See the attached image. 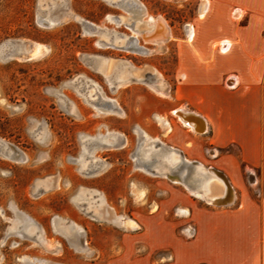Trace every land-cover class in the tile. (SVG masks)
Here are the masks:
<instances>
[{
  "label": "rangeland",
  "instance_id": "rangeland-1",
  "mask_svg": "<svg viewBox=\"0 0 264 264\" xmlns=\"http://www.w3.org/2000/svg\"><path fill=\"white\" fill-rule=\"evenodd\" d=\"M199 1L0 0V50L10 52L12 40L48 48L41 57L0 58V138L27 156L13 159L0 145V264H106L122 234L140 230L143 213L157 208L166 176L148 173L136 154L143 122L155 120L148 107L176 82L175 38L193 33ZM40 13L69 17L47 27ZM148 16H163L170 35L160 45L136 36L150 49L143 53L127 38ZM108 133L112 145L96 142ZM30 219L35 227L20 231L17 222ZM65 221L79 230L63 232Z\"/></svg>",
  "mask_w": 264,
  "mask_h": 264
},
{
  "label": "crops",
  "instance_id": "crops-1",
  "mask_svg": "<svg viewBox=\"0 0 264 264\" xmlns=\"http://www.w3.org/2000/svg\"><path fill=\"white\" fill-rule=\"evenodd\" d=\"M196 9L193 33L175 38L176 82L148 107L155 120L143 122L136 154L148 173L166 176L163 193L157 208L143 213L141 229L122 234L106 264H264V0H200ZM97 138L113 144V133ZM181 159L198 164L182 167ZM185 169V177L176 174L181 181L170 176ZM211 169L227 178L231 201L215 204L188 188L200 187L198 172L209 177ZM215 181L204 179L202 188ZM36 222L17 223L23 231ZM60 227L79 230L69 221Z\"/></svg>",
  "mask_w": 264,
  "mask_h": 264
},
{
  "label": "bare ground",
  "instance_id": "bare-ground-1",
  "mask_svg": "<svg viewBox=\"0 0 264 264\" xmlns=\"http://www.w3.org/2000/svg\"><path fill=\"white\" fill-rule=\"evenodd\" d=\"M134 1L137 2V0H134ZM58 13H56L57 15L56 14H52V15L46 14L45 15V14L40 13L39 23L43 26L52 27V26L60 23L64 18L69 17L68 14L62 15V14H58ZM142 21L147 26H144V28L139 29V30L133 28V30L135 31V36H131L130 38H127V39L132 41L131 47H134V49H136L140 52L146 53V52H150V49L144 45L142 46V45L137 43V37L140 34L143 36V38L147 42L157 43L158 45H160L164 41H166V39L169 37L170 33H169V26H168V24H167V22L163 16H157V17L148 16L147 18H145ZM95 29H96L95 31L101 30L98 28H95ZM122 38H123V36H122ZM128 40L124 44H120L121 47H126L125 44H127ZM24 44L25 43H23L22 41L18 42V43L13 42L14 48H12L10 52H6L8 49L7 50H5V49L0 50V52H1L0 58L18 57L20 59H26V58H30V57H33V58L34 57H41V56L45 55L48 51V48H45L39 44H33L29 48L25 49ZM127 47L130 48V46H127ZM6 48H7V46H6ZM130 49H133V48H130ZM110 67H111V63L109 64V68ZM119 79L120 80L117 81V85H120L121 83L122 84L126 83L124 80L129 79V77L125 76V77H123V79H121V78H119ZM154 87L157 91L160 92L161 88H159L160 87L159 84H155ZM108 111L113 112V111H117V110H108ZM199 130H202V129H199ZM0 145H3L8 149V153H9L8 155L13 157V159H16V158H14L16 153H20V155H22L23 160H25L27 157V156H25L26 154H24V153L22 154V152L19 151V149L14 144L5 141L3 138H0ZM8 155L2 154V156H4V157H10ZM170 156H174V155L171 154ZM139 161H140V163H144L141 158H139ZM177 161H178V159H177ZM177 163L178 162H176L175 165ZM175 165H172V166H175ZM146 166L149 167L152 165H146ZM152 167H155V169L153 171H156V169H158L154 165ZM158 171L161 172V169H158ZM183 172H185V175H184V177H185L188 173V170H186V169L179 172V173H171L170 176L173 179L181 181L182 178L177 176L176 174H181ZM210 172H211V175H209V177H206L205 175H203L202 171L198 172V175L203 177V181H204V179L205 180L213 179V180L218 181V184H220V186H217L216 184L211 183L210 185H208L206 187L207 189H209L210 195L209 194L207 195L205 192H203V189H202L203 184H201L200 187H193V186L187 185L188 188L193 193L197 194L198 196H200L204 199H207V200H209L215 204H225V203L231 201V197H232V195H234V191L232 189V186L228 182L227 178L222 173H220L219 171H216L214 169H211Z\"/></svg>",
  "mask_w": 264,
  "mask_h": 264
},
{
  "label": "water",
  "instance_id": "water-1",
  "mask_svg": "<svg viewBox=\"0 0 264 264\" xmlns=\"http://www.w3.org/2000/svg\"><path fill=\"white\" fill-rule=\"evenodd\" d=\"M11 42H16V43H18V42H21V41H18V40H12ZM163 147H161L160 149H162ZM162 151H164V149L162 150ZM190 164H192V165H194V166H197V162H193V163H186L185 161H183L182 159H181V162H180V165L182 166V167H185V166H188V165H190Z\"/></svg>",
  "mask_w": 264,
  "mask_h": 264
}]
</instances>
